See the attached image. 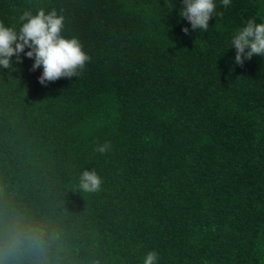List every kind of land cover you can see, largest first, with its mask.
I'll return each mask as SVG.
<instances>
[{"label": "trees", "instance_id": "1", "mask_svg": "<svg viewBox=\"0 0 264 264\" xmlns=\"http://www.w3.org/2000/svg\"><path fill=\"white\" fill-rule=\"evenodd\" d=\"M181 5L0 0L6 24L56 8L91 57L44 84L23 52L0 69L4 264H142L149 250L157 264H264V58L236 64L229 47L264 2L218 4L187 33ZM85 168L99 191H80ZM17 223L41 231L39 250L5 254Z\"/></svg>", "mask_w": 264, "mask_h": 264}, {"label": "clouds", "instance_id": "2", "mask_svg": "<svg viewBox=\"0 0 264 264\" xmlns=\"http://www.w3.org/2000/svg\"><path fill=\"white\" fill-rule=\"evenodd\" d=\"M173 4L172 8L175 7V0ZM218 4L229 7L231 0H182L178 16L189 22L182 31L187 33L189 27L199 32L207 30L210 18L220 15ZM17 20L15 24L0 21V69L14 70L12 58L15 54V62L18 63L21 59L19 54L23 52L24 56L33 59L32 69H42L38 80L44 84L60 77L78 76L91 59L78 37L63 34L65 15L56 8H38L35 12L25 9L19 13ZM229 47L235 49L233 61L236 64H242L253 55L264 58V18H248L231 34ZM95 150L105 153L111 150V144L105 141L97 145ZM77 184L81 192H97L101 188L102 177L94 168H85L79 173ZM42 243L43 236L39 229L17 223L11 227L4 252L11 254L25 247L39 250ZM157 261V251L149 250L142 264H157ZM0 264H4L2 258Z\"/></svg>", "mask_w": 264, "mask_h": 264}]
</instances>
